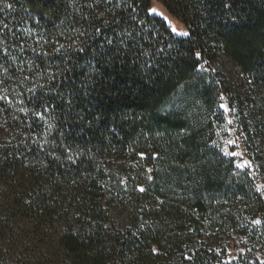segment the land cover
<instances>
[{
  "label": "trees",
  "instance_id": "obj_1",
  "mask_svg": "<svg viewBox=\"0 0 264 264\" xmlns=\"http://www.w3.org/2000/svg\"><path fill=\"white\" fill-rule=\"evenodd\" d=\"M152 1L0 0V264H264V0Z\"/></svg>",
  "mask_w": 264,
  "mask_h": 264
},
{
  "label": "rangeland",
  "instance_id": "obj_2",
  "mask_svg": "<svg viewBox=\"0 0 264 264\" xmlns=\"http://www.w3.org/2000/svg\"><path fill=\"white\" fill-rule=\"evenodd\" d=\"M155 9L156 12H151L152 15L159 16L163 20L166 21L169 28L173 32V28L176 29V32H173L177 36L186 37L189 35L188 28L184 24V22L176 18L172 15L165 6L159 2L158 0H153L151 4L150 10ZM186 32L188 35H179L177 33ZM225 68L231 69L235 72L234 68L231 66L229 62H225ZM202 69L210 71L212 70L214 73L220 74V66L219 64H210L207 61H204L202 64ZM220 108H222L225 112L226 116V124L224 128V132L222 134L223 139V149L225 153L233 156L235 158L236 166L242 171H248L252 176H255L258 180V187L262 188L264 185L260 179V173L256 164L254 163L251 152L246 146L245 136L240 129V125L238 122V117L236 116L235 110L232 109L229 105L228 97L226 94H222L220 98ZM244 250L241 247L234 248V246L229 250V259H235L238 257V254L243 252ZM260 258L264 260L263 254L258 253Z\"/></svg>",
  "mask_w": 264,
  "mask_h": 264
},
{
  "label": "snow or ice",
  "instance_id": "obj_3",
  "mask_svg": "<svg viewBox=\"0 0 264 264\" xmlns=\"http://www.w3.org/2000/svg\"><path fill=\"white\" fill-rule=\"evenodd\" d=\"M11 5H9V7H10ZM151 12H156V10L155 9H152V10H150ZM99 31V30H98ZM173 32H176V29L175 28H173ZM177 34H179V35H188V33H186V32H183V33H177ZM109 43H111V41H109ZM121 43H123V41H121ZM197 55H199V53H197ZM141 191H143V189H141Z\"/></svg>",
  "mask_w": 264,
  "mask_h": 264
}]
</instances>
